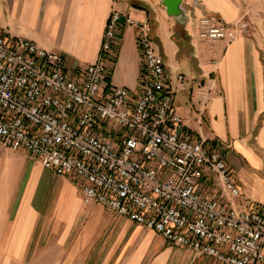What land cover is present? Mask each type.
Here are the masks:
<instances>
[{
    "label": "built area",
    "instance_id": "built-area-1",
    "mask_svg": "<svg viewBox=\"0 0 264 264\" xmlns=\"http://www.w3.org/2000/svg\"><path fill=\"white\" fill-rule=\"evenodd\" d=\"M121 11L106 24L96 61L67 67L60 52L0 30V143L35 156L58 175L81 180L84 203L95 202L160 234L164 241L222 264H264V203H237L232 167L211 141L185 129L174 78L150 35L137 28L141 87L131 92L105 77L121 42ZM197 35L238 38L215 17L196 19ZM198 82L200 111L212 89Z\"/></svg>",
    "mask_w": 264,
    "mask_h": 264
},
{
    "label": "crops",
    "instance_id": "crops-1",
    "mask_svg": "<svg viewBox=\"0 0 264 264\" xmlns=\"http://www.w3.org/2000/svg\"><path fill=\"white\" fill-rule=\"evenodd\" d=\"M197 2L183 0L188 20L181 28L163 0H0V30L60 52L66 66L75 68L97 60L109 17L119 10L121 42L110 83L134 92L142 67L137 28L126 19L147 18L135 3L148 5L156 22L150 33L167 73L187 77L175 97L185 129L221 150L240 187L237 203H264V0ZM202 14L238 26V38H199L196 19ZM185 49L186 58L178 60ZM210 77L215 86L200 111L198 82ZM80 185L77 176L58 175L31 153L0 143V259L26 257L33 247L32 261L40 264H222L169 244L101 204L84 203Z\"/></svg>",
    "mask_w": 264,
    "mask_h": 264
},
{
    "label": "water",
    "instance_id": "water-1",
    "mask_svg": "<svg viewBox=\"0 0 264 264\" xmlns=\"http://www.w3.org/2000/svg\"><path fill=\"white\" fill-rule=\"evenodd\" d=\"M195 4H198L197 0H194ZM165 9L168 15L172 16L183 28L188 20L187 10L183 5V0H163Z\"/></svg>",
    "mask_w": 264,
    "mask_h": 264
},
{
    "label": "rangeland",
    "instance_id": "rangeland-1",
    "mask_svg": "<svg viewBox=\"0 0 264 264\" xmlns=\"http://www.w3.org/2000/svg\"><path fill=\"white\" fill-rule=\"evenodd\" d=\"M187 5V3H186ZM191 5L193 6V4L191 3ZM188 51L187 49L183 50V51H179L176 58L178 60H183V58H186L185 55H183V52H186ZM114 62V60H113ZM81 191V190H80ZM82 192V191H81ZM81 197H82V193H81ZM83 201V200H82ZM92 203V202H91ZM95 203V202H94ZM32 248L31 247L29 250H28V253L26 255V257H23V255L20 257V258H17V259H8V260H3V259H0V264H40L39 261H32V257H33V252H32ZM38 257L41 259V256L40 254H38ZM42 263L41 264H46V261L45 259H41Z\"/></svg>",
    "mask_w": 264,
    "mask_h": 264
},
{
    "label": "trees",
    "instance_id": "trees-1",
    "mask_svg": "<svg viewBox=\"0 0 264 264\" xmlns=\"http://www.w3.org/2000/svg\"><path fill=\"white\" fill-rule=\"evenodd\" d=\"M135 5H136V7H139V8H141V9L146 10V13H147V19H148L149 24H150V27H151V29H152V27L155 25L156 22H155L154 19H153V15H152V13H151V9L149 8V6L146 5V4H144V3H135ZM150 35H151V33H150ZM151 37H152V35H151ZM110 71H111V70H110ZM110 71L107 73V76L105 77V79H106L108 82H110ZM214 144H215V142H214Z\"/></svg>",
    "mask_w": 264,
    "mask_h": 264
}]
</instances>
